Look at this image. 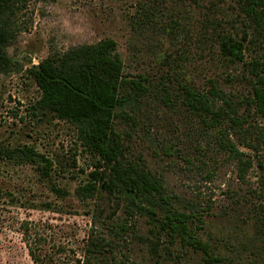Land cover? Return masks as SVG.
I'll return each instance as SVG.
<instances>
[{"label": "rangeland", "instance_id": "374dc122", "mask_svg": "<svg viewBox=\"0 0 264 264\" xmlns=\"http://www.w3.org/2000/svg\"><path fill=\"white\" fill-rule=\"evenodd\" d=\"M242 5V0L4 4L2 48L10 64L0 67V146L32 145L52 164L41 177L34 165L0 155V264H34L28 253L33 243L61 264H203L199 252L168 243L146 215L124 221L129 228L121 231L117 223L125 220L126 197L107 179V163L99 168L98 191L78 199L73 189L97 157L78 138L77 122L48 111L31 113L38 89L27 67L50 50L104 37L116 42L127 80L122 93L129 94L115 107L113 120L121 163L140 159L180 204L196 209L202 219L198 234L227 257L215 264H264V237L255 229V220H264V140L257 134L262 130L264 139V114L249 102L252 73L264 67V38ZM227 36L242 41L241 59L220 49ZM252 60L257 62L251 65ZM208 78L245 119L246 128L226 135L249 160L241 180L234 160L226 157L224 136L182 102L181 86L202 89ZM51 184L65 192L56 194ZM89 240L93 251L85 249Z\"/></svg>", "mask_w": 264, "mask_h": 264}, {"label": "trees", "instance_id": "16d2710c", "mask_svg": "<svg viewBox=\"0 0 264 264\" xmlns=\"http://www.w3.org/2000/svg\"><path fill=\"white\" fill-rule=\"evenodd\" d=\"M7 1L9 0H0V11ZM242 2L243 14L253 23L252 28L257 34L263 30L261 35L264 38V0ZM5 33V28L0 25V67L10 64V59L2 48ZM219 45L225 54L242 58V41L227 36L220 40ZM256 62L252 60L251 65ZM122 68L115 40L104 37L93 43H79L62 50H50L26 69L38 89L31 113L36 115L38 110L42 113L48 111L59 119L77 122L78 138L85 149L97 157L94 169L89 171L84 181L74 187V194L80 200L94 195L103 177V170L99 168L107 163V179L114 185H119L126 197L123 205L125 220L117 223L121 231L129 228L124 221L146 215L168 243H177L180 248L199 252L203 264L227 260V257L214 251L210 242L198 234L197 229L201 227L202 221L200 214L196 209L180 204L176 193L167 192L160 175L151 172L140 159L121 163L120 135L113 127V120L116 115L115 107L129 96L128 93H122L127 81L122 75ZM252 74L254 77L250 83L249 102L264 114V67ZM132 83L134 87L138 86L137 80ZM206 84L202 89L181 86L182 102L203 124L214 128L221 138L224 136L222 140L226 157L234 160L235 176L241 180L249 160L242 157L243 152L226 135L228 130L232 132L236 128H246L242 127L245 119L236 115L231 99L223 95L213 79L208 78ZM258 131L259 138L264 140L262 130ZM0 155L34 165L41 177L50 174L51 159L32 145H1ZM51 190L56 194L65 192L64 188L55 184H51ZM255 224L256 233L259 231L264 237V220L257 218ZM27 229L25 221L23 230ZM94 243L89 240L85 249L93 251ZM28 253L34 264H61L36 243L29 247Z\"/></svg>", "mask_w": 264, "mask_h": 264}]
</instances>
